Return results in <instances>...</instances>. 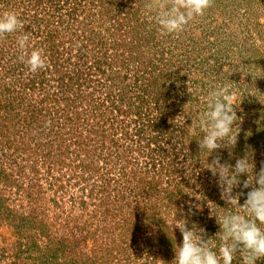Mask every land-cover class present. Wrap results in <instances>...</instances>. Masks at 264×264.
I'll use <instances>...</instances> for the list:
<instances>
[{"label": "rangeland", "instance_id": "374dc122", "mask_svg": "<svg viewBox=\"0 0 264 264\" xmlns=\"http://www.w3.org/2000/svg\"><path fill=\"white\" fill-rule=\"evenodd\" d=\"M146 3L0 0L48 61L31 73L19 33L0 40V264H172L176 220L219 255L217 216L235 209L208 164L264 166V0H214L179 35ZM229 81L237 142L201 152L202 98Z\"/></svg>", "mask_w": 264, "mask_h": 264}, {"label": "clouds", "instance_id": "9594fccd", "mask_svg": "<svg viewBox=\"0 0 264 264\" xmlns=\"http://www.w3.org/2000/svg\"><path fill=\"white\" fill-rule=\"evenodd\" d=\"M213 3L214 0H147L145 9L154 13L151 18L158 25L161 35H179L197 17L203 16ZM23 27V20L16 11L0 12V40L19 33L16 36L20 53L17 59L29 72L36 73L47 67V56L43 48L32 47L31 33L23 32ZM237 93L238 89L229 81L218 83L202 98L206 102V110L201 111L193 122L203 133V138L198 140L201 152L207 150L213 153L224 147L225 142L227 145L237 142V136L233 135L239 119L235 110ZM207 169L218 178L221 198L230 206L229 209H235L217 216V223L222 229L217 235L221 241L219 255L213 251L216 245L212 239L203 240V230L195 227L189 230L187 221L176 220L175 227L180 230L183 243L175 248L176 256L172 264H233L238 249L243 264H256L264 259V228L261 227L264 225V166L259 172H254L255 164L246 154L237 159L234 166L221 163L220 157H217ZM242 175L248 176L243 187H251L243 206L240 205L241 194L233 191L239 186L238 178Z\"/></svg>", "mask_w": 264, "mask_h": 264}]
</instances>
